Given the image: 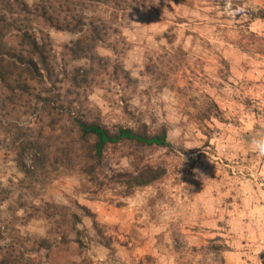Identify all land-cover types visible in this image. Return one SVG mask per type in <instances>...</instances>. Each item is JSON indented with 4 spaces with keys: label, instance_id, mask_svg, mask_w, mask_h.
<instances>
[{
    "label": "rangeland",
    "instance_id": "obj_1",
    "mask_svg": "<svg viewBox=\"0 0 264 264\" xmlns=\"http://www.w3.org/2000/svg\"><path fill=\"white\" fill-rule=\"evenodd\" d=\"M72 15L105 30L75 59L67 49L81 35L36 23L63 95L67 78L86 75L73 114L111 131L165 128L171 148L110 147L94 182L67 160L27 177L35 151L21 163L13 149L46 122L3 108L0 84V231L23 241L26 264H53L32 251L49 205L77 217L88 264H264V154L253 145L264 138V0H76ZM70 118L55 124L59 143L76 135ZM144 167L164 175L128 191Z\"/></svg>",
    "mask_w": 264,
    "mask_h": 264
},
{
    "label": "trees",
    "instance_id": "obj_2",
    "mask_svg": "<svg viewBox=\"0 0 264 264\" xmlns=\"http://www.w3.org/2000/svg\"><path fill=\"white\" fill-rule=\"evenodd\" d=\"M75 1L62 0L56 1L53 7L42 4L30 8L24 0H0V84L4 88L3 108L9 105L15 110H20L26 105L30 108V115L39 112V123L46 122L35 133L29 132L31 130L25 131L29 133H21L18 138L19 145L13 149L16 161L21 163L29 150L35 151L31 169L23 171L27 177L38 171L46 172L48 168L58 169L60 163L64 164L62 160H67L75 161L78 165L77 173L94 182L98 181L103 155L110 147L171 148L165 128L154 134L147 133L143 129L144 126L136 129L119 127L111 131L97 120L88 121L82 113L73 114L74 102L80 97V91L86 84V75L81 74V79L67 78L70 87L64 89L63 95L62 84L65 81L59 80L58 74H55L49 36H44L42 31L38 30L36 22L42 23L48 29L81 35L82 37L67 50L72 59L86 54L89 48L85 47V43L93 41L94 46L100 41L105 30L97 21L85 23L81 17L73 16ZM63 13L66 16H63ZM59 84L62 87L55 86ZM55 90L57 95L53 93ZM61 95L72 96V99L64 102ZM66 116L71 117L69 129L76 135H70L69 140L59 143V136L53 134L54 127ZM76 142L79 145L77 148ZM64 143H67V147ZM53 144H57L56 154L51 156L46 149ZM162 175L163 171H152L144 167L136 176L126 179L125 186L128 191L149 186ZM39 210L37 213L41 212L42 217L48 219L49 227L46 238L33 241L32 251L35 254L44 252L45 257L53 264H88L81 258L83 246L77 232L75 233L77 217H62L63 209L56 206L45 205ZM6 232L0 231V264L30 263L32 260H29L27 251L20 249L23 244L21 246L19 242L23 241L15 239L13 235L4 236ZM72 256L81 260H72Z\"/></svg>",
    "mask_w": 264,
    "mask_h": 264
},
{
    "label": "clouds",
    "instance_id": "obj_3",
    "mask_svg": "<svg viewBox=\"0 0 264 264\" xmlns=\"http://www.w3.org/2000/svg\"><path fill=\"white\" fill-rule=\"evenodd\" d=\"M253 145L259 150L261 154H264V138L253 140Z\"/></svg>",
    "mask_w": 264,
    "mask_h": 264
}]
</instances>
